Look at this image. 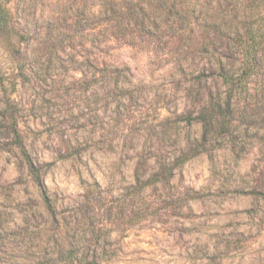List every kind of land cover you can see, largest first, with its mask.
I'll use <instances>...</instances> for the list:
<instances>
[{
    "label": "rangeland",
    "instance_id": "obj_1",
    "mask_svg": "<svg viewBox=\"0 0 264 264\" xmlns=\"http://www.w3.org/2000/svg\"><path fill=\"white\" fill-rule=\"evenodd\" d=\"M191 5L189 20L99 35L101 51L57 44L30 72L16 69L26 42H0V264H50L64 243L85 264H264V0ZM250 30L256 73L230 127L204 133L198 115L226 111L216 61L236 72Z\"/></svg>",
    "mask_w": 264,
    "mask_h": 264
},
{
    "label": "trees",
    "instance_id": "obj_2",
    "mask_svg": "<svg viewBox=\"0 0 264 264\" xmlns=\"http://www.w3.org/2000/svg\"><path fill=\"white\" fill-rule=\"evenodd\" d=\"M40 1L15 0L14 5L11 6L12 0H0V42L7 39V42L12 44L13 40L17 38L19 46L23 42L28 45L24 55L21 54L22 49H18V54L22 55L18 62L26 64L27 61H31L32 63H30L29 69L25 67L27 65H23L22 68L16 65V69L20 70V72H30L39 68V66L43 68L44 64L43 61L41 62L40 53L43 50L56 48L57 44L62 45L65 43V46L61 49L63 51L74 47L78 42L82 47L91 45L94 49L101 51L107 46V43L105 40H98L99 35L107 38L108 36H113V34H121L122 30L124 31L131 27L148 28L145 22L150 19L149 16L153 18L154 24L158 19L164 20V18H172L174 23H178L186 18L187 20L193 18L196 13V10L192 8L191 0H178L177 8L175 9H171L174 6V2L170 0H60L53 6L50 12L51 16L46 21H42L41 26H39L36 25L34 18L36 17L37 6ZM199 12L208 14L207 9H200ZM36 20L39 19L37 18ZM92 22L97 24L96 29L95 27H90ZM212 24L214 25H212L211 30L217 31V28H219L218 25H215L217 22L214 21ZM235 30L239 34L238 28H235ZM239 36L241 37V35ZM243 37L245 41L241 40L240 43L242 47V53H240L242 55V64L236 72L232 73L227 70L219 58L216 61L217 74L225 88L226 111L222 112V106L218 104L219 112L213 107L209 111L205 110L200 113L198 118L204 124V133L208 132V126L214 121H223L226 128L230 127L229 120L232 112H229V109L235 102L236 94L247 91L248 81L256 73L257 65L255 66L253 63V61H256L258 54L256 51L257 44L254 43L256 36L250 30ZM30 44L36 46V49L29 51ZM12 45L14 46V44ZM212 47L214 52L217 53L214 42ZM12 50H14V47H12ZM28 53L32 55V59L28 57ZM18 62L16 61V64H19ZM24 68H26V71ZM15 125L16 122L14 123ZM13 134L18 140L20 151L26 155L21 137L15 128H13ZM191 156L188 155L185 160H188ZM29 166L35 183L40 187L44 200L48 204L50 212L53 213V206L46 195L45 188L40 183L38 172L31 163H29ZM174 168L175 165L170 167L169 173H172ZM160 175L161 172L158 171L152 180L159 181ZM64 246L62 251L51 255L52 262L50 264H85L86 259H84L82 253L85 249L82 244L75 246L64 243Z\"/></svg>",
    "mask_w": 264,
    "mask_h": 264
}]
</instances>
